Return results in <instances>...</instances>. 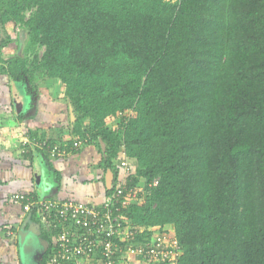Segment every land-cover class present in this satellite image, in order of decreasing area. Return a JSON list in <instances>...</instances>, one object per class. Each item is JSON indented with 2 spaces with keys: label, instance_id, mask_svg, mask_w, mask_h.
Returning a JSON list of instances; mask_svg holds the SVG:
<instances>
[{
  "label": "trees",
  "instance_id": "trees-1",
  "mask_svg": "<svg viewBox=\"0 0 264 264\" xmlns=\"http://www.w3.org/2000/svg\"><path fill=\"white\" fill-rule=\"evenodd\" d=\"M11 27L32 58L0 56V74L32 94L38 75L64 85L76 116L64 147L101 138L116 180L120 158L133 163L127 222L170 230L176 264H264V0H0V51ZM43 237L36 264H50Z\"/></svg>",
  "mask_w": 264,
  "mask_h": 264
},
{
  "label": "crops",
  "instance_id": "crops-1",
  "mask_svg": "<svg viewBox=\"0 0 264 264\" xmlns=\"http://www.w3.org/2000/svg\"><path fill=\"white\" fill-rule=\"evenodd\" d=\"M17 96L21 97L24 104L21 109L17 106ZM62 97L58 99L50 96L44 98L40 95L39 98L30 97L25 82L0 74V264L27 263V252L24 261L21 256L17 232L21 229L28 213L21 205L11 202L10 197L14 193L36 194L42 198L75 197L85 201H102L104 197L102 189L98 186L102 181H100L101 173L104 171L102 167H97L95 173H87L86 176H81L80 171L77 170L79 164L87 165L86 162L89 159L85 160L86 153L92 156L95 151L92 144L89 147L88 143V148L84 149V152L72 151L66 157L57 159L44 157L42 153L35 151L37 148L34 147L29 153L32 157H26L22 153L21 140L31 132L36 134L34 138H55L61 145H63L61 140L67 142L74 138L70 133L72 128L67 125L68 121L73 123L71 103L68 101V105L64 106L66 102ZM68 146L69 143H66V147ZM76 156L78 159H75ZM41 162H43L42 166ZM45 166L49 170L56 168L62 173L60 191L56 186L54 190L46 194L37 187L35 173L42 174L41 169ZM77 174L79 179L76 177ZM92 181L95 182L92 184ZM95 188L96 191L99 190L94 194ZM72 189L78 190V196L70 194ZM171 229L175 230L172 226ZM132 260L135 264H146L136 258ZM94 261V259H88L83 261V264H97Z\"/></svg>",
  "mask_w": 264,
  "mask_h": 264
},
{
  "label": "built area",
  "instance_id": "built-area-1",
  "mask_svg": "<svg viewBox=\"0 0 264 264\" xmlns=\"http://www.w3.org/2000/svg\"><path fill=\"white\" fill-rule=\"evenodd\" d=\"M124 115L130 116L129 113ZM85 141L76 139L72 147L79 150ZM40 148L50 153L54 159L64 158L69 153L61 144L51 145L48 139L25 137L21 144L22 153ZM120 171L117 180L114 177L113 187L104 192L102 201H85L75 197H49L36 199L29 193H14L10 199L19 204L24 211L32 213L38 207L41 229L55 237L50 264H83V261L94 259L97 264H135L133 258L140 256L146 264H176L180 247L178 240L170 230L160 231L139 228L127 222L123 215L122 201L126 196L128 177L133 172V163L129 158H120ZM155 180L154 184H157ZM137 190L128 189V194H137ZM125 194V195H124ZM138 233L143 240L135 242Z\"/></svg>",
  "mask_w": 264,
  "mask_h": 264
},
{
  "label": "rangeland",
  "instance_id": "rangeland-1",
  "mask_svg": "<svg viewBox=\"0 0 264 264\" xmlns=\"http://www.w3.org/2000/svg\"><path fill=\"white\" fill-rule=\"evenodd\" d=\"M11 31H9V33L11 34L12 38H13V41L11 43H9L7 46H5L4 48L1 49L0 51V56L2 58H8L10 55H13V54H22L23 56H28L29 54H27V52L25 51L24 47H25V44L21 45L20 42H18V36H19V32L20 31H17V29H14V28H10ZM26 40V38H24L22 40V42H24ZM44 51V48H40L39 49V53H43ZM30 57L32 55H29ZM32 58V57H31ZM33 83H28V86H32ZM34 87L36 88V90H38L36 92V94H32L30 91L27 90L28 94L30 95V97H35V98H39V95L41 97H46V96H50L51 98H56L58 99V97L60 96H63V101H65L66 103L64 104V106H66V104L68 105V99L67 97L64 95V85L58 81L57 79H44L43 77H39L36 76V79L34 81ZM19 88V87H18ZM20 89V88H19ZM21 90V89H20ZM22 93H25V92H22ZM63 94V95H62ZM70 102V101H69ZM72 109H70L71 111ZM132 113H130L131 115ZM68 120H69V117H68ZM120 120V119H118ZM115 121V119H108V124L111 125V126H117L116 128L119 127V122L117 121V123H115V125H113V122ZM116 122V121H115ZM74 123V122H73ZM67 125L72 128L73 124L72 123H69V121L67 122ZM23 141V139L21 140V142ZM61 143L63 144L62 146H66V143L67 142H64L61 140ZM91 147V144L92 146L95 147V151L93 152L92 156L89 155V153H86L85 155V160L86 159H89L88 162H86L87 165L85 166H81L79 164V167H77V170L80 171V175L81 176H86L87 173H95V169H97V167H101L99 166V163L100 161L102 160V156L103 154L100 152L101 149H100V146H98L95 142L94 143H89ZM87 146V147H86ZM88 148V144H83V146H81L79 148V152L80 151H83L84 149H87ZM92 148H90L91 150ZM84 152V151H83ZM89 152V151H88ZM50 158H52L50 156ZM75 159H78V156H76ZM81 161V160H80ZM42 163L41 162V166H42ZM85 164V163H84ZM69 169H71V167H69ZM103 169V167H102ZM42 171V174L44 175V180L46 181V184H44L43 187H41L40 191L41 192H45L46 194L50 193L52 190H54L57 186V182L55 181L56 179L54 178V172H51L53 170H49L45 167H43L41 169ZM102 176H105V172L102 171ZM78 175H76V177L78 178ZM36 173H35V177H36ZM102 178V177H101ZM79 179V178H78ZM99 185L101 186V189L103 187V182L101 181L99 183ZM46 186H48V188H46ZM70 194L74 195V196H78V190L76 189H72L70 191ZM17 235H18V232H17ZM35 237L34 235H31L30 236V239ZM17 241V240H16ZM36 243V242H35ZM37 244V243H36ZM27 264H35L34 261H33V258H32V255L31 254H27ZM25 258V259H26ZM154 264H158V263H154Z\"/></svg>",
  "mask_w": 264,
  "mask_h": 264
},
{
  "label": "water",
  "instance_id": "water-1",
  "mask_svg": "<svg viewBox=\"0 0 264 264\" xmlns=\"http://www.w3.org/2000/svg\"><path fill=\"white\" fill-rule=\"evenodd\" d=\"M2 38H3V33L0 32V43H1ZM22 38H23V32L20 33V39L22 40ZM16 100H18L17 106H19L20 109L23 108L24 104H23L21 97L17 96ZM71 109H72L71 110L72 119H73V122H75L76 116L73 113V106H71ZM100 142H101L102 152L104 156L107 157V144L101 138H100ZM113 180H114V172L111 169H108L105 175V184L108 189H111L113 187ZM35 182L39 189H41V187H43L44 184H46V181L44 180V177L41 173L37 174ZM46 188H48V186H46ZM41 233H42L41 225L38 222L33 221L32 213H29L19 232V243H20V250H21V254H22L21 256H22L23 261L26 257V252H27V244H28L27 237L31 236V234L40 236ZM40 241H41L42 248H40V251H39V257H38L39 261L38 262H40V260L43 258L44 253L49 248L48 240L40 236Z\"/></svg>",
  "mask_w": 264,
  "mask_h": 264
},
{
  "label": "flooded vegetation",
  "instance_id": "flooded-vegetation-1",
  "mask_svg": "<svg viewBox=\"0 0 264 264\" xmlns=\"http://www.w3.org/2000/svg\"><path fill=\"white\" fill-rule=\"evenodd\" d=\"M19 42H21V40ZM103 170H104V168H103ZM41 231H42V233L40 236L42 238H44L43 237V230L41 229ZM19 232H20V230H19ZM19 232H18V234H19ZM30 233H32V232H30ZM31 235H34V234H31ZM34 236L35 237H33L31 239H30V236L27 237V242H28L27 254L29 253L32 255L33 261L36 264V262L38 261V257H39V251H40V248H42V245H41V241H40V236H36V235H34Z\"/></svg>",
  "mask_w": 264,
  "mask_h": 264
},
{
  "label": "clouds",
  "instance_id": "clouds-1",
  "mask_svg": "<svg viewBox=\"0 0 264 264\" xmlns=\"http://www.w3.org/2000/svg\"><path fill=\"white\" fill-rule=\"evenodd\" d=\"M18 31H20V32H19V36H18L19 39H20V33H21L22 31H21L19 28H18ZM23 39H24V33H23V38H22V40H23ZM20 40H21V39H20ZM20 40H19V41H20ZM22 40H21V42H20L21 44L23 43ZM26 137L34 138V137H32L30 134H28ZM21 144H22V143H21ZM30 151H31V150H30ZM27 153H28V152L23 153V154H27ZM105 173H106V172H105ZM35 222H37V221H35ZM38 223H39V222H38Z\"/></svg>",
  "mask_w": 264,
  "mask_h": 264
}]
</instances>
